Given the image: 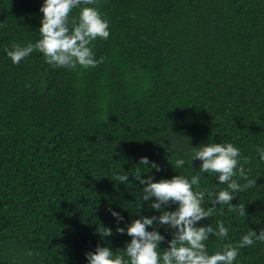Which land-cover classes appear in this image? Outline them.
I'll return each instance as SVG.
<instances>
[{"label":"trees","instance_id":"trees-1","mask_svg":"<svg viewBox=\"0 0 264 264\" xmlns=\"http://www.w3.org/2000/svg\"><path fill=\"white\" fill-rule=\"evenodd\" d=\"M43 0H0V264H88L99 245L115 254L130 242L116 228L158 216L132 176L153 182L199 171L192 148L231 143L255 187L236 192L246 217L227 206L198 226L223 221L225 240L264 229V0H97L109 23L93 42L95 68H54L34 52L14 66L5 49L39 38ZM97 5H89L96 7ZM79 14L73 9L69 19ZM30 85V86H29ZM185 165L175 168L176 159ZM129 175L119 183L114 175ZM243 184L245 181L239 180ZM226 185L202 174L194 190ZM203 207L210 206L207 195ZM175 205L162 210L173 211ZM123 217L117 223L108 211ZM100 226L112 235L101 238ZM151 231V229H149ZM167 248L171 230L158 228ZM32 252V256H28ZM234 264H264V241Z\"/></svg>","mask_w":264,"mask_h":264},{"label":"clouds","instance_id":"clouds-1","mask_svg":"<svg viewBox=\"0 0 264 264\" xmlns=\"http://www.w3.org/2000/svg\"><path fill=\"white\" fill-rule=\"evenodd\" d=\"M76 8H79V14L70 20V13ZM39 11L42 14L38 30L40 38L26 46L13 44L11 49H5L14 66L34 52L42 54L44 62L54 68L89 69L103 63V57L99 60L95 58L93 42L97 39L107 40L110 32L108 21L98 10L97 0H43ZM192 149L190 162L198 160L201 163L199 171L190 179L181 175L158 182H153L150 175L142 179V166L156 171H160V168L147 157L140 158L132 177L144 186L141 199L144 202L154 199L155 202L149 206L160 215L140 217L126 228L117 227L116 233L126 234L130 242L115 254L109 247L98 245L94 252L85 253L88 264H234L240 249L250 247L256 241H264V229L259 234L248 230L238 242L224 243L214 254H209L205 242L210 235L225 240L229 229L223 221H218L215 227L212 224L198 225L212 217L217 206L221 210L227 206L229 212L246 217L245 204L233 205L231 201L236 198L234 193L255 187L256 179H250L247 173L251 169L243 166L251 161L244 158L241 164V152L231 143H207ZM256 151L264 162V148H257ZM185 163L184 159L178 158L174 166L180 169ZM202 174L216 175L218 183L226 187L218 192L194 190V186L199 189ZM235 177L245 183H239ZM112 179L126 184L129 175L117 174ZM206 195L210 202L207 208L202 206ZM171 205L176 206L175 210H162ZM108 211L117 223L122 222L123 217L119 213L111 209ZM158 228L171 230L172 238L164 250L159 245L165 237L157 231ZM97 233L103 239L110 237L112 230L100 226ZM28 256H32V252H28Z\"/></svg>","mask_w":264,"mask_h":264}]
</instances>
